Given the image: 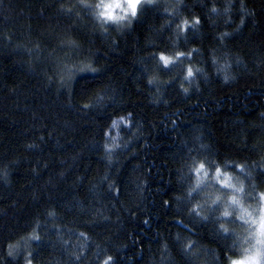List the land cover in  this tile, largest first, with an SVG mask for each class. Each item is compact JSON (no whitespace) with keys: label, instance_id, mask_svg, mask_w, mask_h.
I'll list each match as a JSON object with an SVG mask.
<instances>
[{"label":"trees","instance_id":"trees-1","mask_svg":"<svg viewBox=\"0 0 264 264\" xmlns=\"http://www.w3.org/2000/svg\"><path fill=\"white\" fill-rule=\"evenodd\" d=\"M152 3L102 24L80 0H0V264H227L248 247L228 192H188L203 162L260 206L264 0Z\"/></svg>","mask_w":264,"mask_h":264},{"label":"snow or ice","instance_id":"snow-or-ice-1","mask_svg":"<svg viewBox=\"0 0 264 264\" xmlns=\"http://www.w3.org/2000/svg\"><path fill=\"white\" fill-rule=\"evenodd\" d=\"M147 5H151L152 7H157V5L152 3V0H119V3L116 5L117 7L123 9L124 13L129 15L132 18H138V13L144 9V7ZM80 6L84 8H93L95 9L94 15L101 20V23H107V22H116L123 20L125 16H120L115 13V11H108V4L105 2V0H98V2L94 5H87L84 0H80ZM68 13L72 12V8H69L66 10ZM200 20L196 19L194 20L192 27H195L196 25H199ZM188 21H183V25H178V29L180 31H183L185 27H188ZM230 35L229 33H223L219 38V43L221 46L225 45V37ZM198 50L193 49L187 53L184 52H177V57H184V56H192L194 52ZM226 54V53H225ZM155 59V57H153ZM159 61L163 62V70L170 71V65H173V60L170 57H167L163 54L159 56ZM217 60L214 57L213 63H216ZM91 71H96V69H90ZM59 71L62 73L61 75V86L63 87L66 83H68L75 75L76 69L69 68L68 66H63L59 69ZM63 74L68 75V80L66 81ZM194 75L193 69L189 67L187 69V76L192 77ZM51 79V77L49 78ZM149 83H152L151 80H149ZM187 91V90H185ZM104 103V96H98L96 102L92 106H98ZM89 105H84V108H89ZM126 119L125 117H120V120ZM112 124L115 125L116 121L113 120ZM104 136H107L108 133L104 132ZM107 150V146H105ZM236 167H240L239 165H236ZM191 172H193L198 178L196 180V187L191 188L188 192V195L195 199L196 197L193 195V193H196L198 190L203 191L204 187H207V185H204L202 187V179L203 176L208 175V171L206 170L205 163H195L193 167L190 169ZM262 176H264V171H261L260 173ZM214 180L216 183H218L221 186V189H231L233 192V195L230 197L229 203L230 205H239V195L244 192L243 184L240 186H236L232 184L231 178L229 177L228 173H221V168L217 166L215 168V176ZM221 197L217 196L215 200L212 201L214 205H218V202H220ZM199 207V206H197ZM211 211H216L217 209L213 208L210 209ZM194 214L198 215V212L196 210H193ZM224 217H229L230 213L227 210V208L222 213ZM207 219V218H205ZM237 220H242L245 225L248 226V237H247V243L248 247H241L240 248V255H236L235 252H233L232 256H229L227 259V264H264V193L260 194V206L258 208V215H254L252 212H245L244 215L236 217ZM221 231L225 233V235L222 237L224 240H228L230 238L234 237V234L229 231V229L225 228L223 224H221ZM84 234L81 233V236ZM39 239L38 237L36 238ZM237 241L233 239V246H235ZM194 244L188 245L186 249H183L185 251V254L191 252L192 248L194 247ZM231 250V249H229ZM28 264H31V261L29 260ZM105 264H115V261L112 257H108V259L105 261Z\"/></svg>","mask_w":264,"mask_h":264},{"label":"rangeland","instance_id":"rangeland-1","mask_svg":"<svg viewBox=\"0 0 264 264\" xmlns=\"http://www.w3.org/2000/svg\"><path fill=\"white\" fill-rule=\"evenodd\" d=\"M154 1H159V0H152V2ZM125 14V13H124ZM201 176L203 177L202 179V187L204 185H207V187H204V189H207V190H210V189H215L217 191V193H221L223 191H226L228 192V198H227V202L226 204L228 205V207H230V209H236L237 212H238V216H242L244 215L245 212H251V211H248L244 208H241L239 205H230L229 203V200H230V197L233 195V192L231 189H221V186L215 182L214 180V176L210 177L209 179L205 176H203V174H201ZM208 179V180H207ZM233 184V183H232ZM254 215H258V211L256 213H254V211L252 212ZM242 221V220H241ZM247 227V226H246ZM248 234V233H247ZM248 237V235H247Z\"/></svg>","mask_w":264,"mask_h":264},{"label":"clouds","instance_id":"clouds-1","mask_svg":"<svg viewBox=\"0 0 264 264\" xmlns=\"http://www.w3.org/2000/svg\"><path fill=\"white\" fill-rule=\"evenodd\" d=\"M105 2L108 4V11H115L117 15L124 16L123 9L117 7L116 5L119 3V0H105Z\"/></svg>","mask_w":264,"mask_h":264}]
</instances>
